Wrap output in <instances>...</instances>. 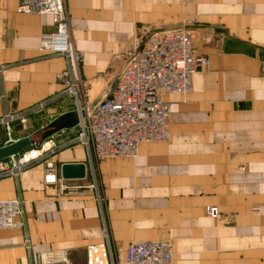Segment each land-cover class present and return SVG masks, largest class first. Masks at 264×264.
I'll return each mask as SVG.
<instances>
[{"label":"crops","instance_id":"obj_1","mask_svg":"<svg viewBox=\"0 0 264 264\" xmlns=\"http://www.w3.org/2000/svg\"><path fill=\"white\" fill-rule=\"evenodd\" d=\"M74 47L84 53L80 98L97 105L122 73L124 51L138 39L188 22L195 50L211 65L187 96H166L170 141L147 143L137 159L102 163L74 142L78 130L44 144L39 133L73 109L67 100L12 133L0 123V148L26 137L46 151L18 179L0 180V200L21 198L26 230L0 231V264H33L49 253L87 264L86 251L105 242L123 258L133 242L173 243L175 264H264V0H65ZM18 0H0V120L20 114L63 90V57L38 51L55 30L49 15H25ZM59 169L87 165V178L66 181L83 195L60 196L46 185V161ZM62 178V177H61ZM217 207L221 220L206 214ZM26 237L30 248L25 245Z\"/></svg>","mask_w":264,"mask_h":264},{"label":"built area","instance_id":"obj_2","mask_svg":"<svg viewBox=\"0 0 264 264\" xmlns=\"http://www.w3.org/2000/svg\"><path fill=\"white\" fill-rule=\"evenodd\" d=\"M17 11L53 18L55 30L42 34L38 51L46 58L63 57L67 67L58 75L63 85L60 93L20 114H6L0 123L11 134L15 122L26 125L32 116H42L53 106L61 108L70 100L73 109L69 112L77 111L80 117L74 142L88 148L92 170L94 162L137 159L143 144L168 143L171 133L166 96H189L193 92L194 76L211 65L209 57L196 53L192 22L154 32L136 39L124 51V69L108 96L97 105H91L89 99L83 103L79 93L83 88L81 67L85 55L73 45L65 0H18ZM3 69L0 67V72ZM49 116L50 123L59 117L53 113ZM45 154L43 146L35 143L22 155L0 161V180L18 179ZM44 182L56 186L60 196L83 195L85 190H97L95 184L83 189L66 183L51 160L46 161ZM24 204L21 198L0 200V231L26 230ZM253 213L264 215V206L255 208ZM206 214L213 220L222 218L217 207H207ZM25 245L30 248L27 237ZM86 255L87 264H175L173 243L168 240L133 242L121 258L106 236L103 244L89 247ZM32 261L33 264H67V256L63 252L55 259L49 253H40L33 254Z\"/></svg>","mask_w":264,"mask_h":264},{"label":"water","instance_id":"obj_3","mask_svg":"<svg viewBox=\"0 0 264 264\" xmlns=\"http://www.w3.org/2000/svg\"><path fill=\"white\" fill-rule=\"evenodd\" d=\"M79 120L80 117L77 111L68 112L58 117L39 133L41 144L63 131L75 129L79 124ZM35 143L34 138L26 137L7 144L0 148V161L22 155ZM87 174L88 168L84 163H70L61 166V177L65 181H82L87 178Z\"/></svg>","mask_w":264,"mask_h":264}]
</instances>
